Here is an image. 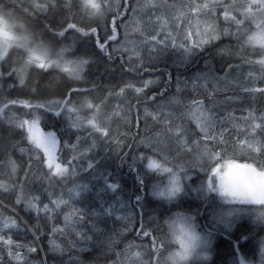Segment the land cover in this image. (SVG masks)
<instances>
[{"label": "snow or ice", "instance_id": "snow-or-ice-1", "mask_svg": "<svg viewBox=\"0 0 264 264\" xmlns=\"http://www.w3.org/2000/svg\"><path fill=\"white\" fill-rule=\"evenodd\" d=\"M196 56L204 69L191 67ZM113 156L136 172L141 190L148 172L158 177L154 195L169 202L190 172L203 173L199 195L254 206L264 222V0H0V196L8 200L0 199V264H49L48 253L53 264H84L75 253L94 239L110 264H183L197 249L206 260L211 231L201 237L193 215L174 213L173 251L170 209L147 223L141 212L140 243H124L127 227L104 234L102 218L129 219L118 214L122 201L116 207L118 177L101 164ZM53 182L71 184L67 199ZM135 200L143 209V197ZM255 243L264 264V237L237 248L231 264H254Z\"/></svg>", "mask_w": 264, "mask_h": 264}, {"label": "trees", "instance_id": "trees-1", "mask_svg": "<svg viewBox=\"0 0 264 264\" xmlns=\"http://www.w3.org/2000/svg\"><path fill=\"white\" fill-rule=\"evenodd\" d=\"M11 7V5H9ZM18 13V12H17ZM21 22V21H20ZM25 23V22H22ZM25 26H28L27 23H25ZM217 44H221V41H217L215 42ZM222 43L226 44V45H234L235 41L230 40V38L228 37H223L222 38ZM200 55H203L205 58L207 57V53H201ZM225 59H232L234 63H239L238 59H234L232 57H229L227 55H225L224 57ZM255 58V57H254ZM175 57H172L169 61V64L171 65V60H174ZM216 60H219V57L216 58ZM216 68H219V64L216 63L215 61L213 62ZM190 65L193 69H204V60L200 59L199 56L193 57L192 60L190 61ZM160 68H163L164 65L160 64L159 65ZM249 69L248 65H244L243 66V70L246 73ZM169 70L173 73V75H175L176 73V68L174 66H170ZM257 70H258V66H257ZM49 71H58V70H49ZM87 69H86V73H87ZM110 71H112L114 74H118L119 73V67L118 66H113L112 69H110ZM181 72H184V69L181 68L180 69ZM99 74L101 76L105 75L104 74V69L101 67L99 69ZM159 72L156 73V75H158ZM190 73H185V75H188ZM217 75L222 76L223 72H219L217 71L216 73ZM148 74L145 73V76H147ZM184 77H182L183 79ZM78 86L80 87H90V85H86V84H79ZM172 91H175V88L173 87ZM228 94H232L231 92H229ZM20 96H23L25 99H31L30 96L24 95V94H20ZM222 98V96L220 97ZM256 107H259V104L256 105ZM23 111H27V110H23ZM239 116V115H237ZM143 125V120H141V127ZM50 130H54V129H46V131H50ZM133 133H135L137 130L135 127H133L132 129ZM17 139H19L17 137ZM129 143H131V141H129ZM22 146H26V141L25 144ZM134 150V145L132 147H125L123 149V151L125 152H129L131 154V152ZM20 155L19 152L16 153V156L18 157ZM99 157V156H98ZM97 157V158H98ZM25 160H27V157H24ZM237 160L243 162L244 161V157L241 155H237L236 157ZM102 165H106L107 166V170L111 171L113 173L116 174V176L118 177L117 181L120 186H121V190L118 192L119 195V201L116 202V207L119 208V203L120 201H122L125 204V208L119 211V215L121 216H127L129 217V219L131 220V223H129V219L126 220H117L116 219V215H113L111 217H107V218H102L103 222H99V227L101 229L104 230V234H116L118 232H120L121 229H123L124 227H127L129 230L124 232L123 237H121V239L124 240V243H126L128 240H134L136 243H140L141 240L139 237L136 236V233L140 230V223H141V212H143V220L145 223L148 222V217L149 216H153V215H159L162 211V209H170V211L167 213V215H172L174 213H177L178 210L175 209L174 207H172V204H168L169 206H166L161 200H163L162 198H157L154 197V195L151 192V187L153 185V177L155 176L153 173L148 172V169L146 168V166L142 167V171L144 172H148V175L144 177L145 179V183L143 186V190H141V187L139 185V182L136 180V172L135 171H130L127 164H120V161L118 159H116L114 156L107 160L105 163H101ZM34 170H35V162H34ZM42 171L46 172L47 168H43ZM21 177L23 176V173L20 174ZM86 175V174H85ZM44 186L48 187V181H44ZM71 184L69 183L67 186L61 185L59 183L53 182L52 184V191L56 194V195H60L62 188H63V194L65 198H68V194H65V190L67 187H70ZM188 190L192 191V188L190 189V186H188ZM136 194H140L143 197V205L144 208L141 209L140 207L137 206V202L135 200V195ZM6 195V194H5ZM200 198V203L198 204H189V207H193L194 209L191 210V212L189 213V215H193L196 217V221L198 223V225L200 226V224L203 227L207 228L208 226V218L210 216V219L212 218V214L211 211H209V206H211L213 197L211 198H207L204 199L203 197L199 196ZM0 199L4 200V203L7 204L8 200L4 197V196H0ZM44 202L47 203V198H46V193L44 194ZM106 199H109V202H113L111 200V194H109V197H106ZM78 207H84L83 204L77 203ZM98 206V203H97ZM107 206V205H106ZM11 209V208H10ZM8 209V212H10L11 210ZM158 209H160V211L158 212ZM17 211L19 213V215L25 219L28 220L29 219V214L26 213L23 208L21 206H17ZM31 215H35L34 213H32ZM88 227L90 228L91 225L89 224ZM87 230V229H86ZM259 231L254 232V234H252L254 236V238L257 237V233ZM90 235H92V233H89ZM95 236H100V233H96ZM101 239H103V237L101 236ZM253 237H250V241H252ZM143 242L145 244L149 243V238H143ZM225 242V241H224ZM229 247H230V251L228 252V254L230 255L228 257H225L222 253H215V255L213 254V256L205 261V264H231V261L233 259V253L236 252L237 248H241L242 251V245L240 242L239 238L236 237H231L229 240ZM41 246L44 248H47V240L42 238L41 240ZM120 248L123 247V243H121L119 245ZM75 251V250H74ZM77 256H79V258L84 261V264H110V259L114 258V257H107L102 248L96 245V241L95 239L92 242H89V247H88V251L80 253V252H76L75 253ZM45 256L44 252L39 253V258H43ZM51 256L52 253H48V257H49V264H53V261L51 260ZM33 257L36 258V254H33ZM64 259H67V254H65Z\"/></svg>", "mask_w": 264, "mask_h": 264}, {"label": "rangeland", "instance_id": "rangeland-1", "mask_svg": "<svg viewBox=\"0 0 264 264\" xmlns=\"http://www.w3.org/2000/svg\"><path fill=\"white\" fill-rule=\"evenodd\" d=\"M176 58V57H175ZM258 86L259 83H258ZM21 99H25L23 96H20ZM257 104H259V102H257ZM256 104V105H257ZM233 107L235 108H239L240 107V104L237 103L235 105H233ZM236 115H239V111H237L235 113ZM194 127V125H193ZM99 159V157H98ZM186 160H190L191 157H186L185 158ZM106 161H101V163H105ZM183 162V161H181ZM238 163H242L241 161L237 160ZM86 163V161L84 162ZM153 185L151 187V192L152 194L154 195V192L155 191H158L159 190V187H162L163 184L159 181V178L154 176L153 177ZM203 182V173H200V172H190L189 173V178L184 180L183 181V184H184V187H185V192L182 193L179 197H177L176 199H174L173 201L169 202L165 199L161 200L166 206H169L168 204H172V207H174L175 209L178 210V212L180 213H190L192 209H194V206L193 207H189V204H198L200 203V198L199 196V189H200V186ZM188 186H190V189L192 188V191L188 190ZM263 193V191H262ZM65 194H67V188L65 190ZM154 197H159V196H156L154 195ZM203 197L204 199H207L208 197L206 196H201ZM65 198V197H64ZM160 198V197H159ZM67 199V198H65ZM209 211L211 210V206H209ZM160 211V209H158V212ZM231 211L232 212V215L231 216H227V213ZM245 207L244 206H232V207H228L226 209L224 208H221V207H217L213 209V212L214 214L212 215V218L213 220L215 219V217L217 218V223L221 224L222 227H225V228H230L233 231H235L236 229H238V227L240 228L241 227V224H242V221L244 220L243 218V212H245ZM222 217H226V220L225 219H222ZM93 219H96L95 217ZM61 220H62V216H61ZM208 221L210 224V216L208 218ZM237 222H240L239 224ZM196 224L197 221H195ZM203 225V224H202ZM200 224V226L198 227L199 230L203 233H207L209 232L207 226L205 227V229H202V226ZM58 239H64L63 237H59ZM208 240H209V245L208 247L205 249L206 253H207V260H209L211 258V255L215 254L216 253V244H217V239L212 237L211 235L208 237ZM260 260V258H259ZM254 264H259V262L257 263H254Z\"/></svg>", "mask_w": 264, "mask_h": 264}, {"label": "flooded vegetation", "instance_id": "flooded-vegetation-1", "mask_svg": "<svg viewBox=\"0 0 264 264\" xmlns=\"http://www.w3.org/2000/svg\"><path fill=\"white\" fill-rule=\"evenodd\" d=\"M17 16L21 22L27 23V21H25L22 16H19V13H17ZM262 194H264V191ZM235 206H240V207L244 206L246 210L245 212H243L244 220L242 221L240 228L238 227V229L232 232L230 228L222 227L220 222L218 224L216 217L214 220L213 218H211L210 224H208L209 226L208 230L211 231V236L216 238L218 241L216 244V250H217L216 254L222 253L225 257H228V258H230L229 257L230 255L228 254V252L230 251L228 240L231 237L239 238L242 246H246L249 244L250 237H253L252 240L255 239V241H258L261 237H264V222H261L256 219L257 209L254 206H250V205H235ZM217 207L226 209L232 206L225 205L219 198L213 197V200L211 203V210H210L212 215L214 214L213 209L214 208L217 209ZM237 223L239 224L240 222H237ZM202 229H205V227H202ZM256 231H259V232L257 233V237L254 238L252 234H254V232ZM244 237H248V239H244ZM255 249H256V253L254 256H252L251 253H248V255H249V258L254 259V263H257L259 262V258H260L258 243H255ZM242 252H247V248L242 247Z\"/></svg>", "mask_w": 264, "mask_h": 264}, {"label": "clouds", "instance_id": "clouds-1", "mask_svg": "<svg viewBox=\"0 0 264 264\" xmlns=\"http://www.w3.org/2000/svg\"><path fill=\"white\" fill-rule=\"evenodd\" d=\"M183 214L185 216L189 215L188 213H183ZM174 220H177V217L175 216V214H173L171 219H169L167 221V223L165 224V229H166V232H167V238L172 244L173 251L176 250L179 247L178 243L175 240V237H173V235H172L171 229H169V224H171L172 221H174ZM175 228H176L177 235H179L180 234V230H181V223L179 221L175 224ZM196 232L201 237L204 236V233L201 232L198 227L196 228ZM200 251H201L200 249H197V253H199ZM197 253H193V255L191 257H189V259L187 261L183 262V264H205L204 256L202 254L201 255H197ZM168 264H171V262L169 261Z\"/></svg>", "mask_w": 264, "mask_h": 264}]
</instances>
